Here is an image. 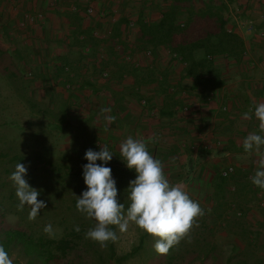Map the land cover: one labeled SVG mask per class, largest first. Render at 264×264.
<instances>
[{
    "label": "rangeland",
    "instance_id": "374dc122",
    "mask_svg": "<svg viewBox=\"0 0 264 264\" xmlns=\"http://www.w3.org/2000/svg\"><path fill=\"white\" fill-rule=\"evenodd\" d=\"M88 1L90 4L91 0ZM151 1L157 5L150 7L156 15L167 8L159 6L161 0ZM213 1L220 5L227 20L232 16L240 21L255 20L238 11V1ZM195 5L202 6L198 2ZM47 6L53 5L48 3ZM99 8L97 11L93 6V13L89 17L99 15L108 20L114 17L115 11L111 8L108 11ZM33 10V5L28 6L21 1L0 0V245L13 258L14 264H225L232 245L242 248L244 243L234 233L227 231L212 213L207 196L210 191L208 178L202 181L191 178L184 180L188 185L184 183L183 186H188L186 190L192 199L199 202L205 214L198 218V226L192 229L190 236L170 249L167 255L158 254L154 249L156 238L134 224H130L126 233L115 229L118 239L108 242L103 248L85 238V232L95 223L77 211L75 206L77 196L86 190L82 175V166L88 163L84 158L85 151L89 148L99 151L101 146L107 145L114 153L105 166L112 169L118 201L127 207L128 184L136 173L128 169L120 157L119 145L114 141L116 136L109 134L113 121L106 122L105 116L113 117L116 112H123V108L128 107L129 111H139L146 117L157 118L163 106L160 94L158 92L151 101L147 98L151 90L147 86L155 81H166L162 66L171 67V71H174L171 76L176 77L179 76L180 67L163 51L156 53L162 65L159 62L157 66L153 65L155 52L151 51L150 59L144 54L151 46L141 47L137 54L126 49L122 52L121 62L125 69L121 76L113 74L112 68H102L100 72L95 70L93 75L96 82L93 80L94 86H90L86 83L90 80L87 78L90 74L82 72L86 79L72 81L74 87H67L64 81L67 73L53 72L47 64L49 58H53V36L57 31L64 34L65 27H57L54 31L53 25L45 32L34 27L41 21L20 25L24 14ZM243 29L247 30L245 26ZM78 56L81 58L76 51L71 54L72 60ZM64 64L75 72L70 62ZM104 71L107 72L105 76L102 75ZM133 79L140 82L142 87L134 85ZM167 88L169 90L168 85ZM189 93L191 97L194 95ZM172 100L177 104L174 111L180 114L177 109L186 103L178 101V98ZM102 108H110L111 112L104 113ZM98 114L104 119L98 120ZM239 152L241 155L234 156L240 166L238 169L241 170L243 165L249 166L251 162L257 164L243 149ZM18 162L25 165V179L40 192L38 199L46 204L35 220L28 219L30 206L25 205L22 211L17 208L19 201L9 177ZM235 162L236 170L238 164ZM96 163L101 162L98 160ZM212 168L206 164L200 172L205 176V171H208L211 175ZM196 171L197 168L192 170ZM191 176L194 178V175ZM246 178L239 181V186L250 196L247 201L240 200L242 210L252 224L250 229L264 235V209L259 204L264 193L250 178ZM176 181L171 183L175 184ZM47 224L52 225L51 236L43 230ZM77 226L79 232L75 231ZM141 234H144L142 241ZM60 239L70 242L66 248L60 244ZM139 242L141 245L138 247ZM118 256H123L120 261Z\"/></svg>",
    "mask_w": 264,
    "mask_h": 264
},
{
    "label": "crops",
    "instance_id": "0c3cea01",
    "mask_svg": "<svg viewBox=\"0 0 264 264\" xmlns=\"http://www.w3.org/2000/svg\"><path fill=\"white\" fill-rule=\"evenodd\" d=\"M17 1L28 6L33 5L32 14L36 12L43 14L44 19L40 20L41 24L34 25L40 31H45L48 27L52 29L53 25L54 31L57 27H65L64 34L57 31L53 36L54 41H51L54 50L53 58H49L47 64L53 72L67 73L64 80L67 87H74L72 81L79 82V79H84L82 72L90 74L87 77L90 80L86 82L90 86H94L93 80L96 82L93 75L95 70L100 72L102 68H112L113 74L116 73V75L121 76V72L125 69L121 62L123 61L122 52L127 49L132 54H137L140 50V47L135 45L138 20L140 18L155 20L161 15V13L156 15L151 11L150 7L156 5L151 0H91L90 4L88 0ZM161 1L158 2L159 6L168 7L174 0ZM48 3L53 6L48 7ZM87 4L94 6L97 11H99V7L107 11L112 9L115 11L114 17L110 20L99 15L89 17L85 12ZM238 7L239 12L255 19L246 20L254 21L253 30H244V26L247 28L246 21H240L235 16L227 20L226 28L234 31L241 38L242 53L238 57L221 54L213 56L214 65L220 71L222 84L206 92L203 96L200 95L199 89H192L193 81L183 76V64L178 58L172 56V52L159 46L155 49L151 46L150 50L155 52L153 65L157 66L159 62L156 53L161 54L163 51L177 62L180 72L178 77L171 76V73L174 72L171 71L172 68L162 66L161 69L165 72L166 81L161 83L155 81L148 85L147 87L151 90L147 98L152 101V97H156L159 92V98L163 105V95L166 94L174 100L178 98V101L185 102L192 111L177 114L176 110L174 111L177 106L175 104L171 108L170 115L159 114L154 119L144 116L139 111H129L128 107L123 108V112H116L113 115V127L109 128V134L113 133L116 136V140H114L116 144L119 145L128 135L137 139H144L146 142L150 137H156L153 142L148 143V148L155 158L163 161L164 170L170 182L177 180L175 183L188 185L184 181L186 178L196 181H202L203 178L209 180L208 171H205L207 173L205 176V173L200 172L201 169L203 171L204 165L209 164L210 167L214 166L221 169L228 163H234L236 160L234 156L241 155L239 150L243 149V140L249 133L257 132L264 135V133L259 132V121L254 114H252L251 119L243 117V114L250 110L254 113V107L257 103L264 102V40L258 36V31L264 29V21L261 19V12H264V0L238 2ZM49 10H53V12ZM48 15L50 17L47 19ZM71 16L78 19L79 26L75 27ZM130 27H132V31L129 32ZM74 51L81 54V58L78 56L72 60L71 54ZM64 62H70L75 72L73 73L70 66ZM98 63L101 64V68H99ZM132 63L134 64V61ZM135 65L139 66V64ZM160 65L162 64L160 63ZM133 82L134 85L142 87V84L135 79ZM167 85L169 90L166 88L167 92H164L162 86L167 87ZM173 88H176L174 92H169ZM189 92L194 95L191 97ZM192 102L195 104L194 107L191 105ZM223 105L227 107V110L221 109ZM97 119L102 120L104 118L99 115ZM98 129L101 130V127ZM215 139L221 140V146L213 151L207 150L205 144ZM249 156L254 161L258 159L256 154ZM170 161L174 162L170 163ZM235 163L238 164V162ZM238 167H240L239 164L236 168L238 169ZM242 167V171L253 176L257 164L251 162L249 166L243 165ZM194 168H197L196 172H192ZM191 175H194V178ZM187 185L186 188H188ZM260 191L264 193V189H260Z\"/></svg>",
    "mask_w": 264,
    "mask_h": 264
},
{
    "label": "clouds",
    "instance_id": "9594fccd",
    "mask_svg": "<svg viewBox=\"0 0 264 264\" xmlns=\"http://www.w3.org/2000/svg\"><path fill=\"white\" fill-rule=\"evenodd\" d=\"M101 111L109 113L111 109L102 108ZM252 114L259 121V132L264 133V102L257 103L254 113L250 110L243 117L251 119ZM105 120L111 123L114 117L108 115ZM155 139L153 136L146 142L128 135L119 144L120 157L126 167L136 173L128 184L127 207L118 201L112 169L105 166L112 160L114 153L107 145L101 146L99 151L91 148L85 151L84 158L88 163L82 166V175L86 190L77 196L75 205L77 211L95 221L85 232V238L97 242L103 248L108 242L118 239L115 229L126 233L130 224H134L156 238L154 249L158 254L167 255L170 249L189 237L192 229L198 226V218L205 214L204 209L191 198L185 186L169 181L163 161L149 151L148 143ZM242 146L245 153L257 155V169L251 182L264 189V135L249 133ZM98 160L101 163H96ZM26 173L25 165L18 162L9 179L13 182L19 201L18 210L22 211L25 205L30 206L28 219L31 221L36 219L46 204L38 199L40 192L25 179ZM43 230L50 236L53 234L51 224H47ZM75 231L79 232L80 228L77 226ZM0 264H14L3 245H0Z\"/></svg>",
    "mask_w": 264,
    "mask_h": 264
},
{
    "label": "trees",
    "instance_id": "16d2710c",
    "mask_svg": "<svg viewBox=\"0 0 264 264\" xmlns=\"http://www.w3.org/2000/svg\"><path fill=\"white\" fill-rule=\"evenodd\" d=\"M202 4L197 7L196 3ZM174 0L163 9L159 18L137 22L138 33L135 40L137 47L158 46L175 53L183 64V76L193 81L192 89H199L201 94L222 84L220 71L215 67L213 56L221 54L238 57L242 53L240 36L226 28L227 19L220 5L213 0ZM73 23L78 25L74 16ZM161 83V82H160ZM167 87L163 91L167 92ZM175 102L165 94L160 115H170ZM245 173L237 169L230 176L220 174V169L212 168L209 179L211 211L227 231L242 240V248L232 245L225 264H264V235L252 231L251 223L246 219L240 200H249L248 192L239 186ZM146 233V232H145ZM147 234V233H146ZM144 234L140 235L142 241ZM66 248L70 243L60 239ZM141 242L137 245L139 247ZM123 256H118L119 261Z\"/></svg>",
    "mask_w": 264,
    "mask_h": 264
},
{
    "label": "built area",
    "instance_id": "2783aa9c",
    "mask_svg": "<svg viewBox=\"0 0 264 264\" xmlns=\"http://www.w3.org/2000/svg\"><path fill=\"white\" fill-rule=\"evenodd\" d=\"M233 1H238V2H242V1H247V0H224V2H233ZM85 12L88 16H91L92 13H93V6L92 5H89L87 4V6L85 7ZM101 15V13H100ZM43 18V14L41 12H36L35 14H32V13H26L24 15V17L22 18V20L20 21V25H22L23 23H36L38 21H40L41 19ZM261 19L264 21V12H262L261 14ZM0 25H1V22H0ZM245 25L247 26V29L249 30H253V21L251 20H248L245 22ZM258 36L264 40V29H260L258 31ZM151 50H146L144 52V54L147 56V57H150L151 56ZM172 56L173 57H176L178 58V56L175 54V53H172ZM127 59H129V56L126 57ZM179 59V58H178ZM31 74V72H30ZM107 74L106 71L102 72V75L105 76ZM193 107L195 106V104L192 105ZM221 109L222 110H227V107L225 105L221 106ZM180 113H187L191 110L190 106L187 105V104H184L182 105L180 108L177 109ZM221 146V140L220 139H215L214 141H210V142H207L205 144V148L209 151H213L214 149H216L217 147ZM235 171V164L233 162L231 163H228L226 164L225 166H223L221 169H220V174L222 176H225V177H228L230 176L232 173H234ZM247 178H250L252 177V174H247L246 176ZM259 204L260 206L264 209V198H260L259 200Z\"/></svg>",
    "mask_w": 264,
    "mask_h": 264
},
{
    "label": "water",
    "instance_id": "95a60500",
    "mask_svg": "<svg viewBox=\"0 0 264 264\" xmlns=\"http://www.w3.org/2000/svg\"><path fill=\"white\" fill-rule=\"evenodd\" d=\"M181 185H184L183 183H181Z\"/></svg>",
    "mask_w": 264,
    "mask_h": 264
}]
</instances>
